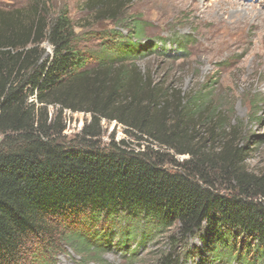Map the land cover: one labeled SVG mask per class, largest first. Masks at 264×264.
<instances>
[{
	"label": "trees",
	"instance_id": "trees-1",
	"mask_svg": "<svg viewBox=\"0 0 264 264\" xmlns=\"http://www.w3.org/2000/svg\"><path fill=\"white\" fill-rule=\"evenodd\" d=\"M113 1L86 2L97 21L116 25L94 33L98 50L82 46L67 9L49 17L38 2L28 22L20 11H0V264H56L65 245L94 253L87 238L99 224L143 240L176 225L182 238L198 234L215 256L264 264V175L235 173L219 187L209 168L230 172L233 153L242 150L224 146L218 158L205 156L174 131L165 134L166 94L127 67L147 50L146 23L135 19L133 37L124 35L125 7ZM204 97L182 109L207 119ZM48 106L89 113L93 122L77 140L62 142L40 119ZM103 118L146 134L153 148L137 151L114 136L99 146L91 128ZM164 148L204 160L168 166ZM165 261L178 259L169 252Z\"/></svg>",
	"mask_w": 264,
	"mask_h": 264
},
{
	"label": "rangeland",
	"instance_id": "rangeland-1",
	"mask_svg": "<svg viewBox=\"0 0 264 264\" xmlns=\"http://www.w3.org/2000/svg\"><path fill=\"white\" fill-rule=\"evenodd\" d=\"M87 1L0 0V11H20L28 22L38 2V8L48 12L49 17L67 9L76 32L84 34L82 46L98 50L100 41L95 34L116 25L109 20L97 21ZM121 2L125 7L120 27L124 35L133 37L135 19L146 23L143 43L147 50L127 67L144 74V79L158 87V93L166 94L164 115L161 112L165 134L174 131L185 147L205 156L218 158L224 146L233 152L242 150L237 156L233 153L230 172L220 173V165L209 168L219 187L233 181L235 173L264 175V63H259L263 57L257 56L258 52L264 55V0ZM115 3L116 0L112 4ZM42 46L51 51L48 42ZM195 95L210 101L211 115L205 120L182 109L183 102ZM41 113L45 129L62 142L77 140L84 126L93 122L89 113L64 110L61 114L54 106ZM91 129L98 133L91 138L99 146L108 145L114 136L115 141L123 139L137 151L148 145L153 148L146 134L137 130L127 133L117 121L103 118ZM3 138L0 132V146ZM161 151L167 160H172L168 166L196 159L193 154L180 155L165 148ZM203 160L196 159L195 163ZM97 228L100 232L87 238L94 253L85 250L87 253L82 254L65 245L55 258L56 264H165L169 252L178 259L177 264H241L240 259L231 260L225 253L215 256L204 247L198 234L182 238L176 225L165 233L148 235L145 240L138 235H122L118 228L105 224Z\"/></svg>",
	"mask_w": 264,
	"mask_h": 264
},
{
	"label": "bare ground",
	"instance_id": "bare-ground-1",
	"mask_svg": "<svg viewBox=\"0 0 264 264\" xmlns=\"http://www.w3.org/2000/svg\"><path fill=\"white\" fill-rule=\"evenodd\" d=\"M232 6V5H231ZM239 6V5H238ZM257 56H260V57H263L262 59L259 60V63H264V55H262L261 52H258V55Z\"/></svg>",
	"mask_w": 264,
	"mask_h": 264
},
{
	"label": "built area",
	"instance_id": "built-area-1",
	"mask_svg": "<svg viewBox=\"0 0 264 264\" xmlns=\"http://www.w3.org/2000/svg\"><path fill=\"white\" fill-rule=\"evenodd\" d=\"M50 47H51V45H50ZM52 48V47H51Z\"/></svg>",
	"mask_w": 264,
	"mask_h": 264
}]
</instances>
